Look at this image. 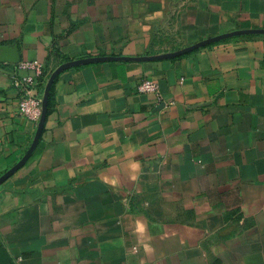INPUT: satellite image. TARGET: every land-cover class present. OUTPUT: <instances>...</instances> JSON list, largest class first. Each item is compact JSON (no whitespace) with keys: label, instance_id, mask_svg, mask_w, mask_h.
<instances>
[{"label":"crops","instance_id":"1","mask_svg":"<svg viewBox=\"0 0 264 264\" xmlns=\"http://www.w3.org/2000/svg\"><path fill=\"white\" fill-rule=\"evenodd\" d=\"M245 30L264 0H0V264H264V31ZM22 60L51 68L34 122Z\"/></svg>","mask_w":264,"mask_h":264},{"label":"built area","instance_id":"2","mask_svg":"<svg viewBox=\"0 0 264 264\" xmlns=\"http://www.w3.org/2000/svg\"><path fill=\"white\" fill-rule=\"evenodd\" d=\"M49 67L41 60H22L15 68L13 86L20 94L18 110L20 114L36 121L41 115L43 88L48 81ZM138 89L142 93H159L157 81L143 78Z\"/></svg>","mask_w":264,"mask_h":264},{"label":"water","instance_id":"3","mask_svg":"<svg viewBox=\"0 0 264 264\" xmlns=\"http://www.w3.org/2000/svg\"><path fill=\"white\" fill-rule=\"evenodd\" d=\"M264 30H245V31H241V32H235L233 34H237V33H248V32H262ZM227 35H223V36H219V37H214L210 40H207L204 43H208V42H214L217 41L219 39L225 38ZM190 49H185L183 51H179L176 53H172V54H164V55H159V56H155L156 58H164V57H171V56H175L178 54H182L185 53L187 51H189ZM153 57V58H155ZM102 58H91V59H85V60H78V61H73V62H68L66 64H63L62 66H60L59 68H57L54 72V74L51 76L49 82H48V88L50 87L51 83L53 82L54 78L57 76L58 73H60L62 70L67 69L71 66H75V65H79V64H83V63H87V62H92V61H96V60H101Z\"/></svg>","mask_w":264,"mask_h":264},{"label":"trees","instance_id":"4","mask_svg":"<svg viewBox=\"0 0 264 264\" xmlns=\"http://www.w3.org/2000/svg\"><path fill=\"white\" fill-rule=\"evenodd\" d=\"M48 70H49V72H50V71H51V68L49 67V69H48Z\"/></svg>","mask_w":264,"mask_h":264}]
</instances>
